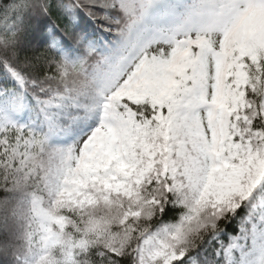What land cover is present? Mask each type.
I'll return each instance as SVG.
<instances>
[{"label": "snow or ice", "instance_id": "1", "mask_svg": "<svg viewBox=\"0 0 264 264\" xmlns=\"http://www.w3.org/2000/svg\"><path fill=\"white\" fill-rule=\"evenodd\" d=\"M0 264H264V0H0Z\"/></svg>", "mask_w": 264, "mask_h": 264}]
</instances>
